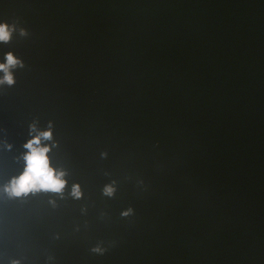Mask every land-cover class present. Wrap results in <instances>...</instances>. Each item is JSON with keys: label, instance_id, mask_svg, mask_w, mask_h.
Masks as SVG:
<instances>
[{"label": "water", "instance_id": "water-1", "mask_svg": "<svg viewBox=\"0 0 264 264\" xmlns=\"http://www.w3.org/2000/svg\"><path fill=\"white\" fill-rule=\"evenodd\" d=\"M0 23V264H264V0H0ZM49 129L64 187L9 196Z\"/></svg>", "mask_w": 264, "mask_h": 264}, {"label": "clouds", "instance_id": "clouds-1", "mask_svg": "<svg viewBox=\"0 0 264 264\" xmlns=\"http://www.w3.org/2000/svg\"><path fill=\"white\" fill-rule=\"evenodd\" d=\"M10 30L7 25L0 23V40H7L9 38ZM6 63H0V69L5 71V75L0 77V83H13V76L8 72L10 65H15L18 60L9 53L6 57ZM40 136L45 138L51 137V130L41 132L38 136L28 141L25 145L28 151L24 159L26 165L24 171L16 178H14L9 185L5 186V191L9 196L26 195L29 192H36L40 190H52L59 192L65 185L66 181L63 179V171H57L50 166L48 145L41 146L39 143ZM75 195L79 196V186H74ZM106 191L110 194L112 189L107 188Z\"/></svg>", "mask_w": 264, "mask_h": 264}]
</instances>
